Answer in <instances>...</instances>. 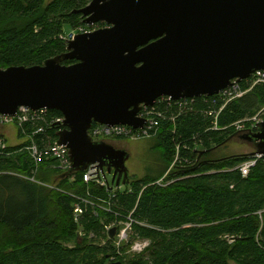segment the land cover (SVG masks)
Returning a JSON list of instances; mask_svg holds the SVG:
<instances>
[{
	"label": "trees",
	"instance_id": "1",
	"mask_svg": "<svg viewBox=\"0 0 264 264\" xmlns=\"http://www.w3.org/2000/svg\"><path fill=\"white\" fill-rule=\"evenodd\" d=\"M91 1L0 0V68L42 66L65 54L67 45L60 36L66 27L89 28L75 12ZM246 83L241 84L244 91ZM263 106L264 86H259L226 107L218 130L214 117L222 102L217 98H199L184 109L161 106L165 118L159 119L154 137L166 171L129 177L125 191L110 202L105 190L84 183V172L66 176L49 161L35 173L27 147L33 141L43 149L58 141L62 128L50 123L61 113L51 111L44 120L18 126L24 143L0 150V264H111L112 258L121 264H264V163L244 179L234 169L251 154L219 159L213 153L236 136L234 124L253 117ZM197 148L200 151L194 152ZM177 151L180 167L170 173L172 182L157 186ZM53 176L58 179L56 188L44 186ZM33 177L44 185L31 182ZM77 199L94 203L80 202L84 213L78 222ZM132 212L148 227L135 225L131 240L151 241L139 255H128L126 246L118 253L103 226Z\"/></svg>",
	"mask_w": 264,
	"mask_h": 264
},
{
	"label": "water",
	"instance_id": "2",
	"mask_svg": "<svg viewBox=\"0 0 264 264\" xmlns=\"http://www.w3.org/2000/svg\"><path fill=\"white\" fill-rule=\"evenodd\" d=\"M75 13L108 27L77 35L42 66L0 68V117L21 108L64 117L58 145L69 150L66 176L96 165L117 187L128 185L129 154L93 142L94 124L137 130L142 106L214 97L264 72V0H93ZM236 136L264 154V123Z\"/></svg>",
	"mask_w": 264,
	"mask_h": 264
},
{
	"label": "built area",
	"instance_id": "3",
	"mask_svg": "<svg viewBox=\"0 0 264 264\" xmlns=\"http://www.w3.org/2000/svg\"><path fill=\"white\" fill-rule=\"evenodd\" d=\"M87 27H80L77 29H72L68 34L63 33L60 36V40L63 41L66 45L69 42L73 41L77 35L92 33L98 31L95 25ZM247 82V91L242 90V82L233 81L232 85L221 92L219 95L214 97H205V99L217 98V100L222 102V107L218 111H215V126L214 130H218V118L220 114L226 109V107L233 101L238 100L244 97L246 94H249L255 88L259 86H264V72H256L252 77L245 81ZM203 98V97H202ZM196 99H183L179 101H174L169 97H162L156 101L152 107H141V111L138 115L140 119L145 121L144 127L140 129H133L127 126H104L100 124H94L89 130V136L93 142H101L108 139H123V140H144L154 137L159 131L160 124L159 119L165 118V114L161 112V106H177L178 108H187L189 102L193 103ZM49 114L47 110L40 111H31L26 108H21L16 117H0V126L1 128L16 124L17 126H22L23 123L37 120H44L45 117ZM175 118V117H174ZM64 117H59L54 119L50 125L53 127H61L63 130ZM264 123V106L251 118H248L244 121L234 124L232 127L235 129L237 134H251L258 133L260 131L261 125ZM61 130V131H62ZM226 130V129H225ZM39 133H43V129L39 130ZM9 145L5 141L3 136H0V150L4 151ZM201 149V148H200ZM200 149H195L194 152L200 151ZM28 153L33 160L37 173L40 170V166L49 161H54L52 164L53 168L61 171L62 173H69L71 170V162L69 157V150L66 147L59 146L58 141L53 142L51 145H48L41 149L35 142H31V145L27 147ZM180 161V154L177 151L172 168L168 173L155 184L159 187H167L172 181H168V177L171 176L173 169H176V164ZM264 163V154H253L248 159H246L241 165H238L234 170L238 171L241 176L246 179L249 177L251 171L260 163ZM192 163V162H191ZM178 165V164H177ZM178 169V168H177ZM107 174L101 172L98 166H91L83 174V181L86 185H93L96 188L105 190L108 194L109 202L117 199L119 192L125 191L126 185L120 184L119 187L116 186V183L113 182L111 176H106ZM33 183L42 184L38 182L35 177L29 179ZM44 185V184H42ZM45 186V185H44ZM75 205L74 216L75 221L78 222V219L83 215V207L80 202L87 206H94V203H91L89 200H80ZM101 209L106 212H111L108 207L102 206ZM119 218V217H118ZM116 219L111 222L104 223V232L108 240H112L114 247L117 249V252L120 253L123 247H128L127 253L130 255H139L143 254L150 246L151 241L148 239H136L131 240L134 233V226L138 225L141 227H148L145 224L138 223L133 216V212L130 213L124 219ZM112 229H116V235L114 238H111L110 232ZM105 244V243H103ZM111 261H116V258H112Z\"/></svg>",
	"mask_w": 264,
	"mask_h": 264
},
{
	"label": "rangeland",
	"instance_id": "4",
	"mask_svg": "<svg viewBox=\"0 0 264 264\" xmlns=\"http://www.w3.org/2000/svg\"><path fill=\"white\" fill-rule=\"evenodd\" d=\"M71 31L72 29H70V27H66L64 33L68 34ZM17 127L18 126L16 124H11L3 127L1 130V132L7 135V139L10 144L9 146L22 142L18 138ZM6 129L8 131H6ZM104 142L113 145L115 148L127 151V153L129 154V160L126 163V168L129 172V177L131 178V180L141 179L149 175L159 176L162 175L167 169L166 162L163 158V152L160 148H158V141L156 137H152L144 140L108 139L105 140ZM254 152H255L254 145H251L247 142L242 141L238 137H235L224 146L216 149L213 153H215L216 158L220 159L227 157L231 158L233 156L253 154ZM177 164H176V168H178L177 166L180 167V165ZM171 168L172 166L170 167V169ZM22 178L25 179V177ZM57 180H58L57 177L53 176L49 184H46L45 186L50 189H55L58 183ZM116 262L118 261H113L112 263H116Z\"/></svg>",
	"mask_w": 264,
	"mask_h": 264
},
{
	"label": "crops",
	"instance_id": "5",
	"mask_svg": "<svg viewBox=\"0 0 264 264\" xmlns=\"http://www.w3.org/2000/svg\"><path fill=\"white\" fill-rule=\"evenodd\" d=\"M6 131H8V130L6 129ZM1 135L6 139L7 143L9 144L8 139H7V135L5 133H3V132H1ZM21 141H22L21 143H18V144H15V145H11V147H15V146H18V145H21L22 143H24L23 140H21Z\"/></svg>",
	"mask_w": 264,
	"mask_h": 264
},
{
	"label": "flooded vegetation",
	"instance_id": "6",
	"mask_svg": "<svg viewBox=\"0 0 264 264\" xmlns=\"http://www.w3.org/2000/svg\"><path fill=\"white\" fill-rule=\"evenodd\" d=\"M92 1H93V0H92ZM92 1L89 3V5L92 3ZM89 5H88V6H89ZM88 6H87V7H88ZM100 24H102V23H100ZM100 24H98V25H95V26H96V28H97L98 30H101V29H102V28H99V25H100ZM104 26H105V27H104L103 29H105V28H107V27H108L106 24H104Z\"/></svg>",
	"mask_w": 264,
	"mask_h": 264
},
{
	"label": "bare ground",
	"instance_id": "7",
	"mask_svg": "<svg viewBox=\"0 0 264 264\" xmlns=\"http://www.w3.org/2000/svg\"><path fill=\"white\" fill-rule=\"evenodd\" d=\"M260 215L262 214V213H259ZM117 263V262H116Z\"/></svg>",
	"mask_w": 264,
	"mask_h": 264
}]
</instances>
